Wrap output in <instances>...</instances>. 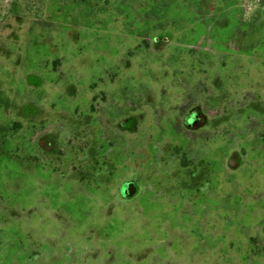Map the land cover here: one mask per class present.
Segmentation results:
<instances>
[{
	"label": "rangeland",
	"instance_id": "obj_1",
	"mask_svg": "<svg viewBox=\"0 0 264 264\" xmlns=\"http://www.w3.org/2000/svg\"><path fill=\"white\" fill-rule=\"evenodd\" d=\"M0 264H264V0H0Z\"/></svg>",
	"mask_w": 264,
	"mask_h": 264
},
{
	"label": "trees",
	"instance_id": "obj_2",
	"mask_svg": "<svg viewBox=\"0 0 264 264\" xmlns=\"http://www.w3.org/2000/svg\"><path fill=\"white\" fill-rule=\"evenodd\" d=\"M189 176H190V178H189L190 180L187 178L189 181L186 180V176L184 177V183L185 184H187V183L188 184L194 183L195 186H196L198 184V182L200 181V179H201V177L200 178H194V177L192 178V175H189ZM130 185L133 186V188H136V182H135V180H131L130 182L127 183V185H125L127 188L123 189V191H122L123 192V195H127V194H124V193H125L126 190H128V188H129L128 186H130ZM127 196H129V195H127Z\"/></svg>",
	"mask_w": 264,
	"mask_h": 264
},
{
	"label": "flooded vegetation",
	"instance_id": "obj_3",
	"mask_svg": "<svg viewBox=\"0 0 264 264\" xmlns=\"http://www.w3.org/2000/svg\"><path fill=\"white\" fill-rule=\"evenodd\" d=\"M198 117V114H193L190 118H189V123L191 122H194V119H197ZM133 192H136V189L134 188V191ZM127 196V195H126ZM130 196V195H129Z\"/></svg>",
	"mask_w": 264,
	"mask_h": 264
},
{
	"label": "water",
	"instance_id": "obj_4",
	"mask_svg": "<svg viewBox=\"0 0 264 264\" xmlns=\"http://www.w3.org/2000/svg\"><path fill=\"white\" fill-rule=\"evenodd\" d=\"M126 192V191H125Z\"/></svg>",
	"mask_w": 264,
	"mask_h": 264
}]
</instances>
